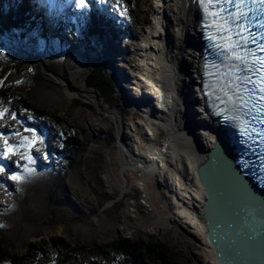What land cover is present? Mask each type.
Masks as SVG:
<instances>
[{"label": "rangeland", "instance_id": "obj_1", "mask_svg": "<svg viewBox=\"0 0 264 264\" xmlns=\"http://www.w3.org/2000/svg\"><path fill=\"white\" fill-rule=\"evenodd\" d=\"M109 1L108 7L114 8L117 0ZM134 5V8H129L120 0V7L124 10L122 21L129 23L130 28L124 41L112 43L114 48L105 42L92 45L89 50H80L74 40L67 43V48L52 44L49 47L28 38L24 50L26 55L39 56L43 64L36 63L34 56L16 57L21 62V71L35 73L33 69H36V82L28 85L21 81V71L13 74L14 70L11 69L14 67H0V74L3 75L1 85L10 87L15 97H23L34 108L62 117L68 132L71 131L76 138L69 155L61 153L56 156L53 152L58 148V134L48 135L50 142L43 134L44 143L40 152L33 149L30 153L35 158V164L28 165L25 160L20 166L17 162V158H21L19 154L7 160L8 165L3 163L7 174L0 175V242L13 254L21 255L30 246L44 244L53 237H63L72 249L79 250L81 264H88L91 257L89 250L82 247L107 251L109 245L130 240L131 244L152 242L163 245L170 260L176 264H211L204 263L198 232L186 218L180 217L182 202L174 197V185L170 180L173 177L172 169L159 167L158 171H164L161 176L158 171L146 175L129 166L122 168L117 149L119 133L116 123L95 105L86 104L78 97L69 99L65 92L63 80L70 79L75 88L93 91L103 100V109L107 106L121 109L130 151L134 154L137 155L138 150L149 151L151 145L163 143V126L156 122L154 134L148 136L145 114L139 109L132 110V106L134 108L136 105L144 107V112L147 110L146 100L142 99L147 89L142 78L145 66L138 50L144 46V34L152 19L156 1L135 0ZM65 15L66 19L72 20L69 13ZM36 37L41 39L38 35ZM118 45L123 49H119ZM103 64L108 73L105 78L109 86L106 95L86 86L92 71L96 67L101 69ZM45 66L50 67L54 75ZM118 67L130 78L127 79ZM128 89L135 101L128 99ZM10 104L0 106V109L6 110L4 117L0 118V131L10 143L20 144L22 137H30L31 133L18 131L16 122L21 116L37 118V114L32 110L24 114L25 110L18 103L11 104L17 111L13 110ZM13 113L16 119L12 118ZM15 132H19V135H15ZM19 151L24 152L25 148L21 147ZM25 166L35 170L26 182L7 178L13 172L27 175ZM174 172L183 178L177 169ZM128 210L129 215L126 214ZM160 218H167L169 229L164 230L158 224ZM118 254L117 251L113 259L120 264H129L124 256ZM39 259L37 256L35 262L42 261ZM99 264L110 262L105 259ZM144 264L154 263L144 259Z\"/></svg>", "mask_w": 264, "mask_h": 264}, {"label": "bare ground", "instance_id": "obj_2", "mask_svg": "<svg viewBox=\"0 0 264 264\" xmlns=\"http://www.w3.org/2000/svg\"><path fill=\"white\" fill-rule=\"evenodd\" d=\"M155 1V10L144 34V46L138 50L145 66L142 78L146 81L147 89L142 99L146 100L147 110L144 112V107L138 105L132 106V110L139 109L145 114L148 136L154 134L157 123L163 126L165 135L162 144L151 145L149 151L138 150L139 153L134 154L130 151L121 109L110 106L103 109V100L93 91L75 88L70 79L63 80V84L69 99L78 97L86 104L95 105L116 123L119 133L117 149L122 168L129 166L146 175L157 172L159 167L172 169L173 177L170 180L174 185V197L182 202L180 217L186 218L198 232L204 263L220 264L206 235L207 223L201 211L206 196L197 178V167L207 160L206 152L221 135L219 121L208 111L201 88L203 53L199 41L201 33L198 31L201 19L199 6L196 0ZM106 12L110 13L109 10ZM97 13L99 16V11ZM101 26L105 31L103 44L106 42L113 48L114 41L122 42L129 35L128 32V35L118 34L115 27ZM67 39L68 44L73 40ZM118 48L123 49L120 45ZM118 69L127 79L130 78L122 68ZM127 94L130 101L136 100L129 89ZM220 157L215 153L211 159L212 175L217 181L222 179ZM174 169L183 178L178 177ZM158 173L163 176L164 171ZM142 186L146 187L144 184ZM229 194L233 196V193ZM129 212L126 214L129 215ZM159 223L164 230L169 229L167 218H160Z\"/></svg>", "mask_w": 264, "mask_h": 264}, {"label": "trees", "instance_id": "obj_3", "mask_svg": "<svg viewBox=\"0 0 264 264\" xmlns=\"http://www.w3.org/2000/svg\"><path fill=\"white\" fill-rule=\"evenodd\" d=\"M122 1L129 8L135 7V0ZM96 3H98V0H94V2L88 1V8L83 10L76 7L75 1L73 3V8L79 16L78 27L82 28L81 34H78L77 26H74L70 22H63L62 19H59L60 17L53 14V16L57 18V20L52 19V25L54 26L56 33L58 35H62V33H64L63 35L73 39L79 44L78 48L80 50H89L92 48V45L100 43L103 44L105 31L104 28L99 26V16H97L93 10V6ZM105 15L107 17L111 16V19L115 18L107 12ZM117 15L118 18H122L118 11ZM36 18L39 20V23H37L38 20ZM47 26H49V24L45 20L44 16H35L30 9L26 8V6H19L15 0H0V67L7 69L12 66L14 67V69H11V71L14 70L13 74H18L21 71L19 69L21 62L17 59L19 55H22V57L34 56L36 63L43 64V61L39 56L33 54L26 55L24 50L27 48L26 39L29 35L35 37L38 35L46 44L48 43L49 28ZM128 28H130V25L126 23H123L122 26L120 25V28L115 26L118 34L125 33L128 35ZM60 43L63 44V41H60ZM36 67H38V65H36ZM45 69L49 72H53V70L48 66H45ZM33 70L35 73L21 71V81L27 83L28 85L34 84L37 80V72L36 69ZM106 74L108 73L105 69V65L102 66L101 69L96 67L88 77V83L86 85L87 88H92L97 92L101 91L104 95H106L109 87L105 82V78L107 77ZM1 77L3 78L2 74H0V80ZM1 82L3 83V81ZM109 85H112V83H109ZM9 103L12 105H16L15 103L20 104L23 110H25L24 114H27V111L31 112V110L35 111L37 114V118L31 117V119L26 116H24L25 118L21 116L19 122H16L18 131L24 132V128L27 125V127L34 128L40 135H46L48 142L51 141V137L48 135L51 133H57L59 137L58 148H56L53 154L59 156L61 153L66 155L71 153L72 147L76 142V138L71 131L68 132V127L65 126V122L62 117L57 116L56 114L49 115L41 109L34 108L23 97L19 95L15 97L10 87L0 84V106L9 105ZM11 108L16 110L12 106ZM17 162L21 166L25 163V160L17 158ZM1 163H6V165H8L7 160H3ZM0 233L2 234L1 227ZM109 248V250L107 249V251H104L102 248L88 249L86 247H82V249L89 250L88 254H90L91 257L89 256L90 258L87 261L88 264H99L101 260L105 259L108 260L110 264H120L116 259H113V255H115L117 251L119 253L118 255L124 256V258L128 260L129 264H144V259L152 261L154 264H176L170 260L167 249L161 244H155L152 242H139L131 244L130 240H126L124 242H117V244H114L113 246L109 245ZM30 249H27V251L21 255H17L13 254L10 249L4 245V243L0 242V264H33L37 256H39V260L42 261H39L38 263L35 262L36 264H81L79 261V250L72 249L70 243L63 237H53L44 244L39 243L38 245L30 246ZM37 252H39L41 256L36 255L38 254Z\"/></svg>", "mask_w": 264, "mask_h": 264}, {"label": "snow or ice", "instance_id": "obj_4", "mask_svg": "<svg viewBox=\"0 0 264 264\" xmlns=\"http://www.w3.org/2000/svg\"><path fill=\"white\" fill-rule=\"evenodd\" d=\"M75 5L82 10L86 9L88 0H75ZM199 7L206 19L207 17L212 18L205 24V28L215 29V34L208 35L207 39L217 49H220L225 61L222 67L228 69V71L215 73L220 77L217 83L221 85L220 92L222 93V96L218 95L216 98L226 106L219 114L223 115L226 122L239 121L240 133L244 137L242 144L247 140L255 143L258 137V142L264 145V127L253 125L249 128L250 121H241L235 112L231 116L228 115L230 111L247 109L246 115H251L258 125L264 126V0H199ZM116 9L121 16H124L120 0L116 2ZM252 20L257 21L254 25L258 29L256 32L250 29ZM249 42L255 45L254 49L248 48ZM256 53L262 54L257 55ZM205 88H208L207 84ZM205 94L210 95L211 93ZM5 111L0 109V118L4 117ZM12 118H17L15 113L12 114ZM24 131L31 133V136L22 137L20 144L10 143L0 131V160H10L19 154L28 165L35 164V158L30 154L31 150L34 149L39 153L44 138L34 128L25 127ZM246 132L248 135H245ZM14 134L19 135V132ZM21 147L25 148L24 152L19 151ZM34 171L33 168L25 166L24 172L27 175L13 172L7 178L24 183L30 179ZM261 172L264 174V159L261 160ZM5 174H7L6 165L0 163V175Z\"/></svg>", "mask_w": 264, "mask_h": 264}, {"label": "water", "instance_id": "obj_5", "mask_svg": "<svg viewBox=\"0 0 264 264\" xmlns=\"http://www.w3.org/2000/svg\"><path fill=\"white\" fill-rule=\"evenodd\" d=\"M211 147L197 167L206 196L201 211L207 238L220 264H264V183H256L237 166L235 149L224 137ZM215 153L221 156L220 181L211 170Z\"/></svg>", "mask_w": 264, "mask_h": 264}, {"label": "clouds", "instance_id": "obj_6", "mask_svg": "<svg viewBox=\"0 0 264 264\" xmlns=\"http://www.w3.org/2000/svg\"><path fill=\"white\" fill-rule=\"evenodd\" d=\"M263 153H261V159H264V151H262ZM263 176H262V180L264 181V174H262ZM263 185V184H262Z\"/></svg>", "mask_w": 264, "mask_h": 264}]
</instances>
